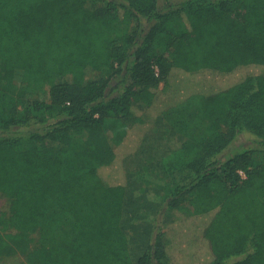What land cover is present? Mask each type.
I'll return each mask as SVG.
<instances>
[{
  "label": "trees",
  "instance_id": "16d2710c",
  "mask_svg": "<svg viewBox=\"0 0 264 264\" xmlns=\"http://www.w3.org/2000/svg\"><path fill=\"white\" fill-rule=\"evenodd\" d=\"M90 1L0 0V256L264 264V0ZM160 119L175 220L135 258L123 160Z\"/></svg>",
  "mask_w": 264,
  "mask_h": 264
},
{
  "label": "rangeland",
  "instance_id": "374dc122",
  "mask_svg": "<svg viewBox=\"0 0 264 264\" xmlns=\"http://www.w3.org/2000/svg\"><path fill=\"white\" fill-rule=\"evenodd\" d=\"M167 1L160 0L161 6L163 7ZM170 1L177 3L179 0ZM103 4V1L92 0L89 2V7L94 8ZM244 68L240 67L234 72L235 80H238L239 72ZM16 82H19V78ZM161 88L166 91L169 87L168 85H161ZM33 96L30 98H33ZM135 111L137 114L139 113L137 108H135ZM182 141L183 138L168 123L160 119L148 131L146 138L137 150L127 155L123 160V169L129 180V197L132 198L128 205L129 217L126 221V229L131 239V247L135 258L145 249L147 242L144 241H148L147 239L152 234L153 228L156 226L165 228L167 224L175 220L174 215L162 208L163 200L161 198L170 188V181L163 173L162 157L168 151L178 147ZM254 143L255 138L253 135L242 133L228 152L253 146ZM6 208L7 202L0 198V210ZM0 238L7 244L4 232H0ZM28 238L27 247L26 243L16 244V241H14L15 244H12L14 251L11 254L6 247L4 254L0 256V264H31L23 250L25 248L28 250L35 248L38 245L39 236L29 234Z\"/></svg>",
  "mask_w": 264,
  "mask_h": 264
}]
</instances>
